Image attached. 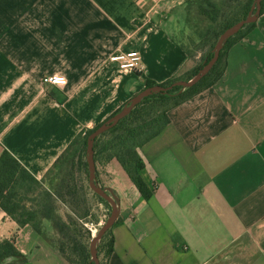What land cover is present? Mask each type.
Returning a JSON list of instances; mask_svg holds the SVG:
<instances>
[{
	"label": "crops",
	"instance_id": "obj_1",
	"mask_svg": "<svg viewBox=\"0 0 264 264\" xmlns=\"http://www.w3.org/2000/svg\"><path fill=\"white\" fill-rule=\"evenodd\" d=\"M185 0H0V155L43 180L70 141L145 87L194 67L173 37ZM137 51L139 73L109 56ZM60 74L63 86L43 83ZM138 148L144 199L112 158L96 179L117 193L106 264H264V12L225 50L211 86L168 111ZM113 223V224H114ZM44 235L0 208V264H68Z\"/></svg>",
	"mask_w": 264,
	"mask_h": 264
},
{
	"label": "trees",
	"instance_id": "obj_2",
	"mask_svg": "<svg viewBox=\"0 0 264 264\" xmlns=\"http://www.w3.org/2000/svg\"><path fill=\"white\" fill-rule=\"evenodd\" d=\"M246 1L240 15L234 16V14H229L226 16V11L230 9V6L225 5L223 0H185L183 24L194 35L197 43L206 41L208 38L214 39L215 41L211 46L213 47L222 31L248 14L255 0ZM191 6L195 8L194 12L191 10ZM230 12L232 11L230 10ZM263 12L264 0L261 1L260 14ZM253 24L254 22L244 25L237 33L227 39L213 67L195 85L182 91L181 87L176 86L166 93H152L137 104L116 125L97 137L93 145L94 161H97L99 157L104 161L112 158L116 159L139 194L144 199H148L152 192L141 176L144 163L138 153V148L156 136L169 123V109L197 94L202 89L211 86L221 77L224 70L225 50L232 42L241 37L245 29L251 27ZM174 39L189 58L190 53L188 49L176 38ZM190 39V42L194 43V40ZM211 55L212 52L209 51L205 57V62ZM221 60H223L222 67H219ZM205 62L194 66L179 76L167 79L159 85L168 86L177 80L190 79ZM209 78L210 80H208ZM202 84L205 85L201 87ZM154 85L156 83L151 81H146L145 83V87ZM169 97H174L176 100L156 116H151V111L158 106L164 107L163 102ZM91 130L92 128H87L80 131L70 141L64 152L49 169L47 175L57 167H61L65 162L72 163L75 154L86 153V137ZM107 133H110L109 137L104 138ZM81 166L86 170L88 181L87 163L84 162ZM69 175L64 174V176ZM63 179L65 180L62 181L61 186L66 187L64 195H76V192L69 184V179L67 177ZM62 194L63 192L56 194L44 186L43 180L35 178L14 156L7 150H3L0 155V208L19 227L29 225L40 235L45 234L42 225L43 220L49 221L55 234L52 243L56 246L62 258L68 264H92L89 253L90 233L85 227V221L83 220L85 214L78 215L73 213L77 220H73L69 214H66L64 217L58 214L55 203L56 199L62 197ZM111 228L108 229L110 236ZM111 252L112 236L107 250V257ZM15 256H20L15 246V235L0 241V261Z\"/></svg>",
	"mask_w": 264,
	"mask_h": 264
},
{
	"label": "rangeland",
	"instance_id": "obj_3",
	"mask_svg": "<svg viewBox=\"0 0 264 264\" xmlns=\"http://www.w3.org/2000/svg\"><path fill=\"white\" fill-rule=\"evenodd\" d=\"M215 1V0H214ZM225 5L230 6V9L226 11V16L229 14H234V16L240 15L242 11V7L246 0H223ZM191 10L194 12L195 8L191 6ZM230 10L232 12H230ZM252 6L250 7V10ZM173 37L180 41L186 49H188L190 53L189 59L192 61L194 66L201 65L205 62V57L208 55L209 51L212 52V44L214 43V39L208 38L206 41L198 42L196 38L190 30L182 24L178 28L173 30ZM194 40V43H191V39ZM223 60L219 63V67H222ZM187 79V78H184ZM210 80V78L208 79ZM205 84H202L203 87ZM176 98L169 97L163 102L164 107H156L151 111V116H156L159 114L165 107L171 105ZM151 110V109H150ZM127 125V123H126ZM153 128V127H151ZM110 133L105 134L108 138ZM101 160L99 157L97 162L100 163ZM86 162V153L75 154L72 163L65 162L61 167H57L50 174L46 176L44 181V186L48 187L51 191L56 194L63 192L62 197L60 199H56V208L58 214L61 216H65L69 214L73 220H77L74 217V214H85V227L90 233V238L95 235L98 230L101 228L103 223L109 217L112 207H113V198L109 195H95L92 190H90L87 181L86 170L81 164ZM64 174H70L69 176H64ZM64 177L69 179V184L72 189L76 192V195H64L66 187L61 186ZM96 171L94 183L96 185H103L96 179ZM64 195V196H63ZM58 197V196H57ZM79 222V221H78ZM111 236L109 231L107 230L101 239L97 243V256L100 264H106L107 259V250L109 248ZM92 264L94 262L92 261Z\"/></svg>",
	"mask_w": 264,
	"mask_h": 264
},
{
	"label": "water",
	"instance_id": "obj_4",
	"mask_svg": "<svg viewBox=\"0 0 264 264\" xmlns=\"http://www.w3.org/2000/svg\"><path fill=\"white\" fill-rule=\"evenodd\" d=\"M262 0H255L252 6V9L248 12V14L241 18L239 21L234 23L233 25L226 28L224 31L220 33L218 36L213 48L211 57L205 62V64L198 70V72L187 80H177L168 86H161L156 84L154 86H149L143 88L137 94H135L122 108L112 114L105 121L98 124L96 127L92 128L90 133L86 137V163L88 168V186L90 190L94 193L105 196L106 194L113 198V207L112 211L107 218V220L103 223L98 232L93 235L89 242V253L91 256V260L94 264H100L98 256H97V243L104 235V233L113 225L116 220L119 209H120V201L116 192H114L110 187L105 185H96L94 183L95 178V161H94V149L93 145L97 137H99L102 133L112 128L116 125L123 117H125L137 104H139L144 98L151 95L152 93H166L173 87H181L182 90H186L193 85H195L200 79H202L213 67L215 62L218 59L220 51L227 41L228 38L237 33L244 25L254 22L260 14V6Z\"/></svg>",
	"mask_w": 264,
	"mask_h": 264
},
{
	"label": "built area",
	"instance_id": "obj_5",
	"mask_svg": "<svg viewBox=\"0 0 264 264\" xmlns=\"http://www.w3.org/2000/svg\"><path fill=\"white\" fill-rule=\"evenodd\" d=\"M109 60L116 63L120 70L139 73L142 70V58L137 51L116 52L109 56ZM43 83L53 86H63L66 78L60 74H50L43 77Z\"/></svg>",
	"mask_w": 264,
	"mask_h": 264
}]
</instances>
